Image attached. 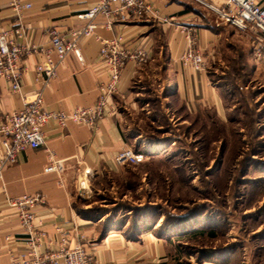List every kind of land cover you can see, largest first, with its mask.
<instances>
[{
	"label": "crops",
	"instance_id": "crops-1",
	"mask_svg": "<svg viewBox=\"0 0 264 264\" xmlns=\"http://www.w3.org/2000/svg\"><path fill=\"white\" fill-rule=\"evenodd\" d=\"M23 1L30 2L33 6L18 13L10 6V0H0V32L12 33V38L19 45L30 49L46 47L52 30L67 34L84 27L87 20L83 15L98 0ZM149 2L172 22H115L108 27L106 19L98 17L95 35L80 44L83 63L74 54L69 55L65 64L59 68L58 77L44 92L47 110L65 112L95 105L100 97V84L111 81L110 74L99 60L102 40L121 36L128 49L133 51L139 47H148L151 52L149 60L164 59L165 64L158 68L164 77L159 86L169 91L164 96V102H167L168 108L173 110L178 120L195 128L193 120L200 118L210 126V112L215 109L220 113L223 94L207 75V66L205 71H194L183 65L181 57L191 49H200L205 52L208 65L211 57L220 56L223 39L225 42L232 40V26H216L214 12L198 0ZM207 2L218 7L223 4V0ZM16 29L20 30V35L14 32ZM231 50L234 51L233 47ZM42 58L38 53L31 52L24 58L23 66L33 71ZM142 69L143 67L135 69L129 64L124 70L120 90L111 101L116 105V112L110 114L108 111L100 120L97 131L73 122L68 123L63 130L54 124L47 127V146L61 160L76 159L97 170L100 177L98 189L121 176L129 177L131 174L134 177L132 172L135 168L119 167L114 161L122 149L130 147L136 153L148 155L165 147L162 140L159 142L152 134L143 131L144 149L140 145L138 148L132 143V139L141 135L127 134L129 130L125 127L120 100L129 96L130 85ZM32 76L33 72L26 77L22 91L15 95L11 93L10 85L0 78V109L3 113H12L24 107V96L30 95L36 88ZM263 109L264 105L257 107V113ZM183 115L188 119H183ZM256 129V138L261 141L264 138V123L257 125ZM47 165L45 148H37L22 152L16 164L4 170L3 179L0 181V264H13V257H19L26 249L23 241L25 235L18 219L19 212L8 205L7 199L34 196L38 193L45 195L47 204L37 206L35 211L46 221L44 228L53 250L57 249L55 242L60 238L54 228L55 224L67 230L77 225L80 233L85 234L92 243L89 249L95 251L98 264H166L170 260L173 239L170 236L157 235L158 229H149L148 225H144L142 221L148 222L147 215L141 221L137 220L138 227L131 228V217L127 218L126 213L132 211L123 214L119 208L112 209L111 212L102 208L96 209L92 201L77 198L75 167H68L61 174H47ZM142 167L145 168V163Z\"/></svg>",
	"mask_w": 264,
	"mask_h": 264
},
{
	"label": "rangeland",
	"instance_id": "rangeland-1",
	"mask_svg": "<svg viewBox=\"0 0 264 264\" xmlns=\"http://www.w3.org/2000/svg\"><path fill=\"white\" fill-rule=\"evenodd\" d=\"M232 29L220 56L208 59L207 75L223 94L210 126L200 118L188 126L168 108L164 59L149 60L120 100L128 136L141 135L132 143L143 148L144 131L165 147L146 155L145 168L132 165L134 177L102 185L93 207L132 211L131 228L147 215L144 225L174 241L166 264H264V138H256L264 75L252 56L255 36Z\"/></svg>",
	"mask_w": 264,
	"mask_h": 264
},
{
	"label": "built area",
	"instance_id": "built-area-1",
	"mask_svg": "<svg viewBox=\"0 0 264 264\" xmlns=\"http://www.w3.org/2000/svg\"><path fill=\"white\" fill-rule=\"evenodd\" d=\"M212 10L218 20L234 27L240 32H248L255 36L252 40V56L256 69L264 75V0H223L218 7L207 0H198ZM10 6L18 13L32 8V4L23 0H10ZM98 17H104L108 27L115 22L128 23L144 20L172 22L161 12L154 9L149 0H98L89 8L83 18L87 24L67 34L52 30L51 39L46 47L26 48L19 45L12 33L0 32V78L10 85L12 94H18L24 88L25 79L33 72L32 80L35 90L24 96V107L12 113H3L0 109V181L4 170L16 164L19 154L27 150L45 148L48 165L45 173L61 174L68 167L76 168L75 194L78 199L92 201L100 195L98 185L99 172L77 161L61 160L47 146V127L54 124L58 129H65L68 123L83 125L92 131L98 130L100 120L108 113L116 112V105L111 103L114 95L120 90L122 74L131 64L135 69L146 66L151 56L148 47L130 50L124 45V38L114 37L102 40L100 62L110 74L111 81L99 86V99L91 107L72 109L71 111L47 110L44 92L51 87L58 77V70L65 64L67 57L74 54L83 63L81 42L95 35ZM216 26L220 27V22ZM14 32L20 35V30ZM31 52L41 55L42 60L34 70L24 67L23 60ZM206 54L198 49L185 52L181 61L185 67L194 71L206 70ZM146 154L136 153L132 148L122 149L114 161L117 166H136L144 163ZM8 205L19 212V223L25 235L26 249L19 257H13V264H98L96 253L90 250L92 245L79 228L64 229L55 224L60 238L55 242L57 249H52L49 235L45 230L46 221L35 211L37 206H45V195H24L18 199H7Z\"/></svg>",
	"mask_w": 264,
	"mask_h": 264
},
{
	"label": "trees",
	"instance_id": "trees-1",
	"mask_svg": "<svg viewBox=\"0 0 264 264\" xmlns=\"http://www.w3.org/2000/svg\"><path fill=\"white\" fill-rule=\"evenodd\" d=\"M258 122V121H257ZM133 227H138V226H136V224L134 223V226ZM137 229V228H136ZM136 233V232H135ZM132 235V234H131ZM211 235H213V234H211ZM130 237V236H129ZM133 239H134V236H131Z\"/></svg>",
	"mask_w": 264,
	"mask_h": 264
}]
</instances>
